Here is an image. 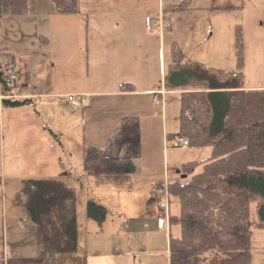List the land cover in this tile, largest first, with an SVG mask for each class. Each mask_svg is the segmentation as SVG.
<instances>
[{"label": "crops", "instance_id": "crops-1", "mask_svg": "<svg viewBox=\"0 0 264 264\" xmlns=\"http://www.w3.org/2000/svg\"><path fill=\"white\" fill-rule=\"evenodd\" d=\"M248 1L183 0L181 7L175 8L174 0H79L78 11L70 14L88 19L93 12H97L99 18L96 22L92 21V27L90 21H87L84 39L79 38L81 43L85 40L87 61L84 62L82 86L76 83L74 89L69 91L82 95L86 101L79 106L69 107L65 101L66 92L57 91L56 88L30 92L31 71H26L25 81L17 84L15 90L22 95L20 98L28 99L29 103L7 106L4 99L9 91L0 82V131L2 125L4 128V119L11 114V108H27L29 104H37V99L33 101L34 97H46L49 100L44 102L41 99L39 104L59 112L61 117L55 116L54 119L61 127L56 130L46 124L47 129H41L43 131L38 135L49 141L50 132L57 137L67 134L82 144V159L79 155L77 161L73 151L65 150V155L58 152L52 155L54 143L51 142L45 143L43 151L39 153L38 165L42 171L39 177L62 176L76 192L78 188L84 190L81 199L77 201V249L73 253L59 255L57 264H170L169 238L172 224L169 222V227H160L159 218L162 214L153 189L165 178L168 181L176 178L182 163L197 158L170 160L169 157V142L176 145L175 138L170 139L169 134L178 131L179 115L175 116L177 124L174 126L169 120L168 96L173 91L178 94L180 101V91L165 87L171 61L166 48L168 33L180 35L182 22H189L192 28V53L187 54L183 44L182 47L189 58L205 62L199 49L214 34L217 10L224 11L234 6L239 8L248 4ZM50 10L56 12L52 0H29V12L24 16ZM79 23L76 22L78 27ZM233 26L232 21L226 25L231 29L230 38L233 37ZM30 35L33 39H49L38 31ZM22 36L20 31L19 42ZM5 49L14 54L17 52L15 46H7ZM107 73H111L110 78ZM245 87L264 88L246 84ZM156 96L160 98L159 101H155ZM150 98L161 108H153ZM148 103L147 108L145 106ZM106 107L111 108V111L105 110ZM129 107L128 112L122 110ZM112 108L117 109L116 114H112ZM36 113L39 117L43 116L42 110L36 108ZM64 124L74 128L64 129ZM89 145L102 147L109 156L132 157L136 170L127 177L99 173L85 163V152ZM1 149L5 151L4 143ZM171 167L175 168L176 174H171ZM53 173L59 174L55 176ZM88 198L105 204L109 213L111 207L112 215L107 213L102 223L89 217L86 212ZM25 199L23 197L22 202ZM1 200L0 254L5 256L6 264H39L42 260L39 237L27 234L20 205L11 210L6 198ZM170 214H174L171 198ZM7 237L15 241L8 244Z\"/></svg>", "mask_w": 264, "mask_h": 264}, {"label": "trees", "instance_id": "trees-1", "mask_svg": "<svg viewBox=\"0 0 264 264\" xmlns=\"http://www.w3.org/2000/svg\"><path fill=\"white\" fill-rule=\"evenodd\" d=\"M52 2L58 13L78 11L79 0ZM28 12L29 0H0V27L4 16ZM235 40L236 70L193 60L177 42L171 45L165 87L180 91V111L179 129L169 138L185 136L189 146H210L211 153L182 163L180 174L170 179V197L176 196L180 204L179 213L170 216V223L180 226L178 236L170 234V264H248L257 248L253 228H264V88L245 87L240 24ZM3 54L14 59V53L0 51V82L5 83ZM27 102L4 99L7 106ZM84 160L107 176L136 170L132 157L109 156L94 145L87 147ZM21 189L26 194L21 204L25 230L39 237V264H57L59 255L77 249L75 188L57 176L22 179ZM86 212L102 223L108 208L88 198ZM0 264H6L3 254Z\"/></svg>", "mask_w": 264, "mask_h": 264}, {"label": "rangeland", "instance_id": "rangeland-1", "mask_svg": "<svg viewBox=\"0 0 264 264\" xmlns=\"http://www.w3.org/2000/svg\"><path fill=\"white\" fill-rule=\"evenodd\" d=\"M216 13L218 17L214 25V34L209 39L207 38L208 43L199 49V54H203L204 63L230 70L238 68L235 28L237 24H240L243 33L244 64L242 71L244 72L245 84L247 86H264V0H249L248 4H244L239 8L234 6L224 11L219 9ZM5 17L8 16H4L3 20H1L0 51H6L5 48L7 46L17 47V52L14 54L17 84H22L25 81V72L31 71L32 88L30 92L32 90H38V92L40 90L49 91L56 88L57 91L66 92L64 94L66 101L67 92L73 90L76 83H79L80 87L82 86L85 69L84 62L87 59H85V40L81 43L79 38L84 39L87 21H90L92 27V21L96 22L99 20L98 13L93 12L88 19L82 15L58 13L51 10L34 13L29 16L13 15L9 18ZM112 18H114L113 15ZM229 21L234 22L232 38H230L231 29L226 27ZM76 22H80L79 27ZM189 24L186 21L182 22L180 35L168 33L166 48L169 60L171 59V45L173 42H177L182 49L183 47L186 48L187 54L192 53V28ZM20 31L23 36L19 42L18 34ZM33 31L44 33L48 36V41H43L42 37L33 39L30 35ZM188 38H190L189 42L187 41ZM33 40H35V43ZM230 47L233 48L229 50ZM110 74L107 73L108 78H110ZM111 97H107V99H111ZM34 99H37V104L32 103L27 105V108H23L28 109L27 111L22 108L15 110L11 108V114H8L4 119V128L2 125L0 131V178L2 180L0 185V207L2 206L1 199L6 198L7 206L11 210L19 205L21 210L22 199L23 197L26 198V194L21 189L22 179L41 176L42 171L38 165L39 153L43 151L45 143H54V148L51 149L53 150V152L51 151L52 155L55 152L65 155V150L68 152L73 151L76 161L79 155L80 159H82L83 155V151L81 154L82 144L80 140H73L67 134L60 135L59 139L57 135L50 132L49 141L45 137L42 138L38 135L40 131H43L41 129H47L45 127L46 124H49L54 129L56 128V130L60 128L61 126L59 123L56 124L57 120L54 117L60 118L61 115L58 111L50 110L48 106L39 104L41 99L46 102L49 98L40 99L34 97L33 101ZM149 101L152 104L148 103L146 106L144 105L145 107L148 108L150 104L152 107L161 108L160 105L154 101L152 102L151 98ZM36 108L42 110L44 116H40L42 119L36 113ZM105 110L111 111V108L106 107ZM112 110V114H116L117 109L112 108ZM122 110L128 112L130 107ZM179 111L180 101L178 94L171 91L168 96V115L174 126L177 124L175 116L179 115ZM63 128L74 127L64 124ZM73 132L74 130L71 131V133ZM3 143L5 144V151L1 149ZM168 145L170 160L174 158L187 159V157L200 160L207 158L211 153L210 146L181 147L172 145L171 142ZM3 151L4 153H2ZM64 161L69 164L67 159ZM170 171L171 174H176L174 167H171ZM53 174L57 176L59 173ZM121 176L127 177L125 174ZM82 193H84V190L78 188L76 192L77 201L81 199ZM171 201L172 211L174 214H178L180 211L178 198L172 195ZM112 212L113 209L110 207L109 216L112 215ZM256 214V203L253 202L251 204V216L255 217ZM172 234L174 236L180 234V226L177 223L172 224ZM13 241H15L14 238L7 237L6 242L8 244ZM253 243L257 248L252 254L251 262L248 264H264V228H253ZM61 264L66 263L63 262Z\"/></svg>", "mask_w": 264, "mask_h": 264}, {"label": "built area", "instance_id": "built-area-1", "mask_svg": "<svg viewBox=\"0 0 264 264\" xmlns=\"http://www.w3.org/2000/svg\"><path fill=\"white\" fill-rule=\"evenodd\" d=\"M183 0H175L174 7H180ZM167 21V20H166ZM1 61L4 64V81L7 87L10 89L6 94L8 97H17L19 93L15 91L16 88V69L14 60L7 54L3 55ZM162 94V93H161ZM155 100L158 101V96L155 97ZM86 99L82 95L78 94H67V103L69 107H75L76 105H81ZM176 143L182 147H187L189 145V140L187 137L179 135L175 139ZM153 195L157 199L159 211L162 216L159 218L160 227H165L168 225L170 213H169V199H170V188L169 182L165 178L164 180L158 182L154 189Z\"/></svg>", "mask_w": 264, "mask_h": 264}, {"label": "water", "instance_id": "water-1", "mask_svg": "<svg viewBox=\"0 0 264 264\" xmlns=\"http://www.w3.org/2000/svg\"><path fill=\"white\" fill-rule=\"evenodd\" d=\"M185 175H186L185 173H184V174H182V177H183V176H185Z\"/></svg>", "mask_w": 264, "mask_h": 264}]
</instances>
